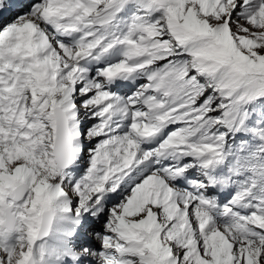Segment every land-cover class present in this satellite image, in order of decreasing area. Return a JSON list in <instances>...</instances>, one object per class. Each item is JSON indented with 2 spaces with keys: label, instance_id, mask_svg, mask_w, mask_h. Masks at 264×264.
Segmentation results:
<instances>
[{
  "label": "snow or ice",
  "instance_id": "6c2138e0",
  "mask_svg": "<svg viewBox=\"0 0 264 264\" xmlns=\"http://www.w3.org/2000/svg\"><path fill=\"white\" fill-rule=\"evenodd\" d=\"M0 264H264V0H0Z\"/></svg>",
  "mask_w": 264,
  "mask_h": 264
}]
</instances>
